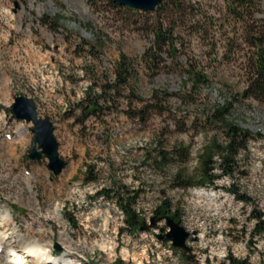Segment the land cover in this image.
<instances>
[{
	"label": "rangeland",
	"instance_id": "374dc122",
	"mask_svg": "<svg viewBox=\"0 0 264 264\" xmlns=\"http://www.w3.org/2000/svg\"><path fill=\"white\" fill-rule=\"evenodd\" d=\"M110 1L0 0V209L10 211L25 238L45 245L54 260L50 264L63 256L80 264H229V257L264 264V234H253L252 216L261 213L264 221V104L239 97L231 111L230 119L251 133L247 152L238 157L244 173L233 179L222 176L215 187L204 189L182 190L171 181L180 168L186 175L196 174L198 164L190 157L195 146L202 147L215 134L223 140L217 129L203 124V117L244 86L238 67L222 60L228 38L242 44L239 26L223 28V0H180L176 14L170 5L143 12L113 8ZM256 5L264 13V0ZM208 17L215 19L214 27L206 23ZM195 22L205 25V38L193 34ZM161 25L173 32L177 51L159 55L153 71L144 56L152 31ZM120 54L137 72L131 81L140 99L135 108L144 107L154 91L168 95L148 111L145 122L131 120L115 107L81 123L78 103L87 86L95 84L98 91L105 79H113ZM189 68L208 77L199 93L190 92ZM16 96L29 98L38 117L52 122L66 163L58 176L44 156L40 161L28 157L32 124L8 111ZM120 101L123 110L126 102ZM180 145L189 148L186 162L152 161L159 147ZM89 165L97 180L85 183ZM233 183L235 189H228ZM120 185L140 192L131 205L139 219L136 230L115 199L98 193ZM166 198L179 210L176 222L189 233L187 251L163 236L169 230L165 220L141 229V219L154 217ZM1 257L0 264H10ZM33 260L13 264H35Z\"/></svg>",
	"mask_w": 264,
	"mask_h": 264
},
{
	"label": "trees",
	"instance_id": "16d2710c",
	"mask_svg": "<svg viewBox=\"0 0 264 264\" xmlns=\"http://www.w3.org/2000/svg\"><path fill=\"white\" fill-rule=\"evenodd\" d=\"M223 1L225 7L224 19L222 20L224 22L222 24L223 28L230 23H233L234 26L238 25L240 37L243 42L241 45L235 44V37L228 38L226 45L223 47L222 60L224 59L228 63L236 65L238 67L237 71L245 83L239 92H235L232 99L226 100L222 105L215 106L203 117V124L217 129L223 135V140L220 141L217 134L212 136L197 154L199 162L196 174L186 175L181 168L178 169L172 175L171 181L173 187H182L184 189L215 187V180L217 178L228 176L233 179L238 174L244 173L243 170L239 171L240 160L238 157L241 152H247V142L251 133L230 119L231 111L235 101L239 97L243 99H256L258 102L264 104V18L255 17L259 13L261 15L264 13L259 10L256 5V0ZM109 3L113 8L120 6L116 3L113 4L111 1ZM165 5H170V8L173 9L175 14L181 11L180 0H162L155 10L160 11ZM206 20L209 26H213L215 23V19L212 17H208ZM225 20L229 23L226 24ZM43 22L47 24L46 21ZM51 23L49 22V24ZM191 26L194 28L193 34L202 35L200 38L207 36L208 30L205 29L204 24L201 25V23L195 22ZM49 27L54 29L51 25ZM232 29L233 32L236 31L234 27ZM152 32L153 41L145 52L144 61L148 65V68L154 71L157 67L155 63L158 62L159 55L164 53L168 56H173L176 55L177 49L176 41L173 39V32L163 28L162 25L155 28ZM233 34L235 36V33ZM136 73L128 58L120 54L114 65L113 79H105L99 86L98 91H96L97 86L95 84L87 86L85 96L78 103V108L81 111V123H84V120L90 116L109 112L115 107L129 119L132 120L138 117L142 122H145L148 111L155 108L168 93L165 91L161 93L154 91L150 101L144 107L135 108L134 104L136 100H140L136 95L135 88L131 85V81L136 77ZM187 73V78L191 84V93H199V88L208 84V77L202 71L189 68ZM121 99L126 102L125 109L123 110H120L122 104ZM8 111L11 113V109ZM215 155L221 160L219 165L222 171L220 173L221 175L212 171L214 166L213 156ZM188 157L189 148L186 146H173L170 150H164L162 147H159L152 161L159 165H165L170 162H186ZM83 178L85 183L97 180L93 168L90 165L86 169ZM228 189H235L234 183ZM98 193L109 199H115L116 204L125 214L126 222L130 225L131 230L137 229L139 219L131 205L136 203L137 197L140 195L138 189L129 190L126 186L120 185L111 189L102 190ZM237 196L241 201H248V198L244 195ZM173 208L169 199H163L156 206L154 216L161 220L170 216L176 221L179 210L176 208L173 210ZM252 216L256 219L253 234H264V229L261 227V224L264 223L261 213L256 214L253 212ZM67 219L72 227L77 226L76 220L73 217L68 216ZM228 261L229 264H243L232 257H229Z\"/></svg>",
	"mask_w": 264,
	"mask_h": 264
},
{
	"label": "water",
	"instance_id": "95a60500",
	"mask_svg": "<svg viewBox=\"0 0 264 264\" xmlns=\"http://www.w3.org/2000/svg\"><path fill=\"white\" fill-rule=\"evenodd\" d=\"M120 6L127 8L141 10L143 12L154 11L160 5L162 0H111ZM11 111L14 117L19 121L31 123V132L34 134L32 145L28 152V157L32 160L40 161L43 156L47 159L48 168L52 171L54 176L59 173L66 166L65 161L59 156L58 143L53 134L52 122L45 118H39L36 111V106L33 102L24 96H16L11 104ZM159 218L154 216L151 218V225L144 224L141 229L149 230L156 227V221ZM169 230L163 234L168 240H171L175 247L188 250L185 241L189 237V233L184 230L176 221L170 216L165 218ZM163 229H161V232ZM158 237H161L159 235Z\"/></svg>",
	"mask_w": 264,
	"mask_h": 264
},
{
	"label": "bare ground",
	"instance_id": "6f19581e",
	"mask_svg": "<svg viewBox=\"0 0 264 264\" xmlns=\"http://www.w3.org/2000/svg\"><path fill=\"white\" fill-rule=\"evenodd\" d=\"M200 148L201 147L199 145L197 147L195 146V149L192 150L190 153V157L196 165L199 162L197 158L198 157L197 154L199 153ZM213 159H214V166H213L212 171L216 174L222 173L221 167L219 166L221 160L218 158L217 155L213 156ZM28 190H30V188ZM196 193H201V192L196 191ZM9 225L13 226L10 235L7 234V228L9 227ZM2 229L4 230V233H5L4 236L1 235ZM19 229H20V224L12 223V215L10 211H7V210L2 211L0 209V253L6 252L7 250L11 248V246L17 244L18 247L10 251L8 255L9 257L8 260L12 264L13 262H16L18 258L19 260H21L22 258L24 259L25 257L34 258L35 264H43L46 260H48L49 256L45 255V251H46L44 250L45 245H41L39 241H36L34 239L27 238V237L25 238ZM20 252L23 253V256L25 257H19L20 254L18 255V253ZM3 255L4 253L2 254V256ZM1 259L2 257L0 256V261ZM56 261L58 263H54V264H80L78 262L77 263L73 261L71 262V260L66 259L65 256H63V258L61 257L59 260H56Z\"/></svg>",
	"mask_w": 264,
	"mask_h": 264
},
{
	"label": "built area",
	"instance_id": "2783aa9c",
	"mask_svg": "<svg viewBox=\"0 0 264 264\" xmlns=\"http://www.w3.org/2000/svg\"><path fill=\"white\" fill-rule=\"evenodd\" d=\"M174 188H179V187H174ZM181 188H182V187H181ZM181 188H180V189H181ZM182 190H184V188H182ZM240 201H241V200H240ZM242 201H243V200H242ZM242 201H241V202H242ZM243 202H245V201H243ZM153 215H154V211H153ZM150 218H151V214H150V216H148V218L146 219V221L143 222V219H141V222L143 223V225L146 224V225L150 226L149 223H148V221H149ZM253 219H254V221L256 222V219H255V218H253ZM162 220H165V219H162ZM149 230H150V229H149ZM205 264H207V263L205 262Z\"/></svg>",
	"mask_w": 264,
	"mask_h": 264
}]
</instances>
